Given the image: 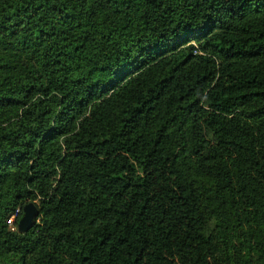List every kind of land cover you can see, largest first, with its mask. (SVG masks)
<instances>
[{
  "label": "trees",
  "instance_id": "trees-1",
  "mask_svg": "<svg viewBox=\"0 0 264 264\" xmlns=\"http://www.w3.org/2000/svg\"><path fill=\"white\" fill-rule=\"evenodd\" d=\"M0 264H264V0H0Z\"/></svg>",
  "mask_w": 264,
  "mask_h": 264
},
{
  "label": "water",
  "instance_id": "water-1",
  "mask_svg": "<svg viewBox=\"0 0 264 264\" xmlns=\"http://www.w3.org/2000/svg\"><path fill=\"white\" fill-rule=\"evenodd\" d=\"M22 215L17 222V230L24 232L33 226L39 214V208L34 201H27L22 206Z\"/></svg>",
  "mask_w": 264,
  "mask_h": 264
},
{
  "label": "built area",
  "instance_id": "built-area-1",
  "mask_svg": "<svg viewBox=\"0 0 264 264\" xmlns=\"http://www.w3.org/2000/svg\"><path fill=\"white\" fill-rule=\"evenodd\" d=\"M16 210H18V208H17ZM15 214H16V212L12 213V214L7 218V221H8L9 227H10L11 229H15V228H16V225L14 224V217H15Z\"/></svg>",
  "mask_w": 264,
  "mask_h": 264
}]
</instances>
